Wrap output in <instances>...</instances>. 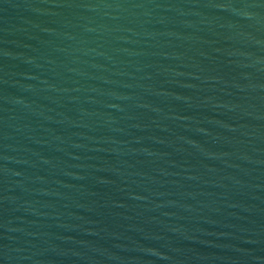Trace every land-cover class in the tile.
<instances>
[{"label": "water", "instance_id": "1", "mask_svg": "<svg viewBox=\"0 0 264 264\" xmlns=\"http://www.w3.org/2000/svg\"><path fill=\"white\" fill-rule=\"evenodd\" d=\"M0 264H264V0H0Z\"/></svg>", "mask_w": 264, "mask_h": 264}]
</instances>
